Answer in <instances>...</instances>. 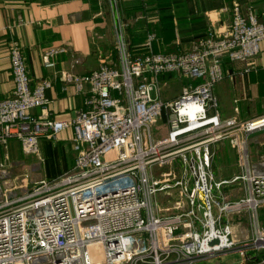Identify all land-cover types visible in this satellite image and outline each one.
<instances>
[{
  "label": "built area",
  "instance_id": "obj_1",
  "mask_svg": "<svg viewBox=\"0 0 264 264\" xmlns=\"http://www.w3.org/2000/svg\"><path fill=\"white\" fill-rule=\"evenodd\" d=\"M153 40L147 53L134 55L119 18L117 60L105 57L84 74L62 71L85 95L71 119L47 115L52 81L33 83L21 46H10L14 91L0 101V142L18 140L27 154L39 155L41 138L56 140L71 129L76 156L71 169L25 192L8 168L0 170L7 177L0 182V264H206L264 247L258 227L264 157L252 162L249 148L251 135L264 131V115L222 118L214 95L228 75L226 60L248 62L264 53V20L235 1L230 26L189 50L155 52ZM67 50L47 48L44 66L54 69ZM256 70L246 66L236 75ZM167 74L190 81L173 99L161 94ZM37 108L41 115L33 114ZM160 120L166 134L159 136L153 126ZM230 138L237 140L242 171L217 180L213 147ZM241 183L244 194L229 199L225 187ZM246 213L257 247L234 236L232 219Z\"/></svg>",
  "mask_w": 264,
  "mask_h": 264
},
{
  "label": "crops",
  "instance_id": "obj_2",
  "mask_svg": "<svg viewBox=\"0 0 264 264\" xmlns=\"http://www.w3.org/2000/svg\"><path fill=\"white\" fill-rule=\"evenodd\" d=\"M235 1L243 11L251 9L264 20V0H0V101L14 91L9 54L13 43L21 46L33 83L46 78L52 81V87L47 90V115L71 119L84 108L85 95L66 83L61 72L84 74L96 69L105 57L117 60L112 48L116 45L120 17L126 24V36L134 55L148 52L150 35L154 36L153 51L180 52L189 50L209 32L218 35L227 29ZM134 13L139 20L135 24ZM127 15L131 20L124 18ZM59 45H66L67 52L58 58L54 69L46 68L42 59L44 51ZM246 66H255L257 70L236 75ZM224 69L227 77L214 87L220 116L249 120L264 115V53L248 62L226 60ZM165 76L177 79L174 74H167L160 80ZM41 113L39 108L33 110L35 115ZM73 134L68 129L56 140L41 138L38 156L46 162V175L36 173L44 169L36 163L38 159L27 158L32 154L24 151L20 141L0 142V170L4 166L17 173L27 170L41 178H55L75 163ZM249 148L252 162L264 157V131L251 135ZM213 152V161L217 157L224 166L218 168L221 177L217 180L241 173L235 138L216 144ZM56 160V164L51 163ZM47 162H50L48 166ZM242 186V183L229 185L225 192L228 197L230 193L243 195Z\"/></svg>",
  "mask_w": 264,
  "mask_h": 264
},
{
  "label": "rangeland",
  "instance_id": "obj_3",
  "mask_svg": "<svg viewBox=\"0 0 264 264\" xmlns=\"http://www.w3.org/2000/svg\"><path fill=\"white\" fill-rule=\"evenodd\" d=\"M120 17V16H119ZM121 18V17H120ZM126 20H131V17L128 15L124 17ZM136 19L135 13L132 16L133 24L137 23L135 21L139 20H134ZM153 49V48H152ZM112 52H115V47L112 48ZM116 53V52H115ZM117 55V53H116ZM164 83V86L162 88V95L164 97L172 98L181 93L184 87H188L190 85V81L187 80L186 78H180V79H175V78H169L168 76L163 77L160 80V83ZM163 85V84H162ZM153 129H156L158 135H164L166 132V126L165 122L161 120L153 126ZM27 155V154H26ZM27 158L31 159H38L36 162L37 164H41L43 167V172H36L38 174H44L46 175L45 167H46V162L45 160H41V156L38 155H27ZM40 159V160H39ZM260 160V159H259ZM257 160V161H259ZM256 162V164H258ZM56 161L51 162L52 164H56ZM50 162H47V166ZM223 164L218 161L217 157L213 161V171L215 173L216 179H219L221 176L218 173V168L223 169ZM47 168V167H46ZM182 169V166H180ZM37 169V168H36ZM18 171L16 170H10V176H12L11 181L18 185L17 190L18 192H25L29 190L32 186L35 185V183L42 179L40 175H37L34 171H27V170H22L21 172L17 173ZM32 173V174H31ZM1 174V172H0ZM234 177V176H233ZM231 177V178H233ZM7 177H2L0 176V182H3ZM230 178V179H231ZM229 179V178H226ZM222 180V179H220ZM7 183H10L9 181H6ZM227 188V186H226ZM229 194V192H228ZM240 194H234L230 193L229 194V199L236 198ZM232 223L234 225V236L235 239L238 240L240 244H246L250 243L252 244L251 246L257 247L258 246V236L255 234V228H254V223L251 221L248 213L241 215L240 217H235L232 219ZM258 227L261 229V231L264 233V208L260 209L259 213V224ZM248 248V247H247ZM250 248V247H249ZM242 251V252H241ZM206 264H264V247L261 246L257 249H237L231 252H228L226 254L222 255H217L214 256L213 258H210Z\"/></svg>",
  "mask_w": 264,
  "mask_h": 264
}]
</instances>
